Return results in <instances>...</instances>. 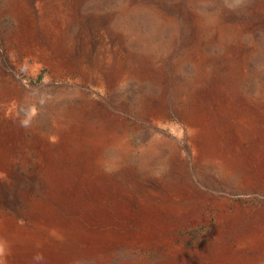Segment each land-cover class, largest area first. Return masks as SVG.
<instances>
[{
    "label": "rangeland",
    "instance_id": "374dc122",
    "mask_svg": "<svg viewBox=\"0 0 264 264\" xmlns=\"http://www.w3.org/2000/svg\"><path fill=\"white\" fill-rule=\"evenodd\" d=\"M13 1L0 0V92H11L0 101V131L22 122L29 141L20 142L8 157L9 170L0 169V228L10 230V215H16L18 232L30 224L25 201L43 194L51 168L33 137L56 150L71 125L60 121L63 112L88 104L89 122L111 123L119 138L104 152L109 162L92 164L96 172L123 175L126 184L136 183L139 194H156L147 185L155 180L174 187L182 183L192 193L203 184L200 196L174 202L176 208L167 204V228L156 238L136 240L140 224L131 222L123 243L113 247L111 264L121 257L136 264H168L171 251L181 257L172 264H213L224 245L235 253L242 248L244 260L254 256L249 234L264 232V177L254 176L248 183L242 162L230 168L224 157L194 161L201 140L183 112L192 107L197 90L221 85L227 91L222 105L237 120L244 119L238 109L242 99L249 101L250 110L263 111L258 125L264 135V0H20L26 6L22 17L11 11ZM26 28L34 29L36 40L19 38ZM53 44L68 48L73 57L60 59L50 50ZM118 53L144 54L149 66L160 69L148 75H107V62ZM160 95H166V105L151 110L149 103ZM250 126L242 128L241 150L253 143ZM78 164L87 165L82 157ZM71 188L63 192H73ZM162 195L160 191L155 200L161 205ZM254 213L258 218L252 220ZM43 237L38 242L48 244L51 237ZM11 245L0 234V256ZM4 259L0 264H11Z\"/></svg>",
    "mask_w": 264,
    "mask_h": 264
},
{
    "label": "bare ground",
    "instance_id": "6f19581e",
    "mask_svg": "<svg viewBox=\"0 0 264 264\" xmlns=\"http://www.w3.org/2000/svg\"><path fill=\"white\" fill-rule=\"evenodd\" d=\"M10 8L13 13L22 17L26 6L20 0H14ZM21 29L23 28L21 27ZM33 30L24 29L19 38L36 40ZM115 38L118 42L122 37ZM54 45L57 44L50 45V50L54 54L58 52L60 59L69 60V57H73L68 48L60 47L59 49L58 45L57 47ZM97 59L99 61V58ZM148 62V57L141 53H118L111 61L107 62L110 66L107 75L117 78L125 75H148L149 71L155 73L154 68L160 69V65L151 64L149 66ZM10 95V91L3 90L0 92V101ZM226 97L227 91L221 85L202 87L192 96L194 102H192V107L186 108L183 112L184 118L194 129L193 135L201 140L200 146L192 155L193 160L213 162L214 159L224 157L231 161L232 157L236 156V161H232V164L228 161L230 168L235 167L239 164L238 161H241L242 166H245L246 182L249 183L254 176L261 179L264 177V135L260 132L258 121L263 116V111L255 108L250 110L249 101L242 99L239 101L238 109L244 114V119L237 120L232 111L229 108L225 109L222 105ZM186 99L190 102L188 96ZM166 103V95H160L152 103H149L148 107L151 110H158ZM87 112L88 104H84L79 109L71 105L63 112L60 121L68 120L71 125L62 132L61 140L56 144V150L50 145L41 143V139L33 137L32 142L44 149V155L50 164V173L42 183L44 190L41 197L25 201L28 204L25 214L31 219L30 224L22 225L23 227L18 232V229L14 228L19 227L16 215H10L6 219L11 226L10 230L7 229L4 232V229L0 228V234H6L7 239L12 241L6 254L0 256L1 263L6 258L11 264H111L114 259L113 247L123 243L125 235L131 229V222L137 221L140 224L136 229V240L154 239L167 228L165 222L168 220L169 208H167V204L169 202L176 204L183 200H189L193 194L200 196L203 184L198 188V191L194 190L192 193L190 188L182 183L176 184L177 186L174 187L155 180L147 185L148 188H153L156 194L154 191L139 194L135 192L136 183L135 186L126 184L123 175L113 177L108 173L96 172V168L92 164L109 162L110 160L103 156L104 152L119 138L113 133L111 123L104 126L91 124L86 116ZM245 124H252L249 127L251 133L249 139L253 143L241 150L240 146L243 145L242 128ZM25 133L26 128L22 122H16L12 129L0 131V169L9 170L8 157L20 142L28 140ZM71 133L74 135L73 138H70ZM72 139L76 141L75 147L69 149L68 143ZM87 145L89 151H85ZM121 152L118 151L116 156L121 158L119 156ZM81 157L86 160L85 167L78 164ZM89 157L93 158L91 162L87 160ZM194 179L198 178L194 177ZM70 187L73 192H63ZM160 191L163 192L162 197L166 200L165 203V200L162 199L163 205L155 202ZM83 199L85 202L82 201ZM136 202L135 212L133 206ZM175 204L174 208H176ZM257 214H253L252 220L258 218ZM53 230L56 232L54 237L50 234ZM254 232L249 234V237H251L250 235L255 237H252L253 240L249 247L255 253L254 256L244 260L245 254L240 253L242 248H238L235 253L224 245L220 258H217L213 264H242L243 262L245 264H264V232ZM39 237H43V239L51 237V239L47 240L49 243L45 245L38 242ZM21 238L22 240H20ZM32 239L36 243H33ZM167 256L170 259L167 260L168 264L179 261L181 258L179 253H172V251ZM116 261V264H136L135 261L124 257ZM162 262L158 264H163Z\"/></svg>",
    "mask_w": 264,
    "mask_h": 264
}]
</instances>
